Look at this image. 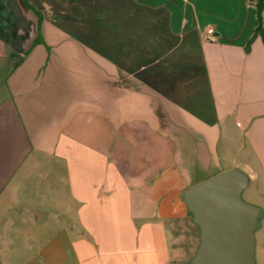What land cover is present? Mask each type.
Returning a JSON list of instances; mask_svg holds the SVG:
<instances>
[{"label": "crops", "instance_id": "0c3cea01", "mask_svg": "<svg viewBox=\"0 0 264 264\" xmlns=\"http://www.w3.org/2000/svg\"><path fill=\"white\" fill-rule=\"evenodd\" d=\"M255 1L0 0V227L71 201L79 264H180L184 191L239 168L264 194Z\"/></svg>", "mask_w": 264, "mask_h": 264}, {"label": "water", "instance_id": "95a60500", "mask_svg": "<svg viewBox=\"0 0 264 264\" xmlns=\"http://www.w3.org/2000/svg\"><path fill=\"white\" fill-rule=\"evenodd\" d=\"M249 176L239 168L219 173L183 192L201 229V246L192 264H248L262 209L242 197Z\"/></svg>", "mask_w": 264, "mask_h": 264}, {"label": "rangeland", "instance_id": "374dc122", "mask_svg": "<svg viewBox=\"0 0 264 264\" xmlns=\"http://www.w3.org/2000/svg\"><path fill=\"white\" fill-rule=\"evenodd\" d=\"M214 168L210 166L209 169H200L199 176H209L216 171ZM47 187L49 188V185ZM260 191L264 193V187H261ZM60 194L69 195L66 184L54 185V197ZM242 197L261 206L264 203V194L256 193L252 187H247ZM68 203V217L65 214L57 217L55 216L57 211L48 210L47 216H44L48 220L46 227L42 226L40 230L32 232L31 238L27 232L5 230L1 226L0 264H79L73 248V241L79 233L77 229L67 226L71 224L72 218L75 220L76 215L74 216L73 204L71 201ZM12 217L13 214H10L9 218ZM256 234L259 243H255L252 254L247 258L248 264H264V218ZM168 236L173 254L181 259L180 264H192L201 246V229L194 221L193 215L190 213L173 220L168 228Z\"/></svg>", "mask_w": 264, "mask_h": 264}, {"label": "trees", "instance_id": "16d2710c", "mask_svg": "<svg viewBox=\"0 0 264 264\" xmlns=\"http://www.w3.org/2000/svg\"><path fill=\"white\" fill-rule=\"evenodd\" d=\"M26 3H28V0H25ZM29 6V4H28ZM255 6H256V19H257V24H256V29L254 33L255 36H260L264 42V22H263V12H264V0H256L255 1ZM39 20L42 19V16L40 12L36 11Z\"/></svg>", "mask_w": 264, "mask_h": 264}, {"label": "built area", "instance_id": "2783aa9c", "mask_svg": "<svg viewBox=\"0 0 264 264\" xmlns=\"http://www.w3.org/2000/svg\"><path fill=\"white\" fill-rule=\"evenodd\" d=\"M206 33H207V36H206L207 41H209V42H216L217 41V37L214 34L213 29H207Z\"/></svg>", "mask_w": 264, "mask_h": 264}]
</instances>
